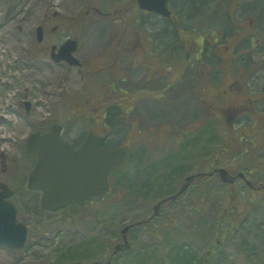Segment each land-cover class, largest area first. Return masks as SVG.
Masks as SVG:
<instances>
[{
	"label": "rangeland",
	"instance_id": "1",
	"mask_svg": "<svg viewBox=\"0 0 264 264\" xmlns=\"http://www.w3.org/2000/svg\"><path fill=\"white\" fill-rule=\"evenodd\" d=\"M9 1L0 0L5 6L10 5ZM80 1L67 0V3L71 8H76L80 5ZM51 2L38 0V6L44 8L48 4L51 5ZM117 28L116 24L110 26L107 22L102 25H92L88 22L81 40L82 45L76 56L85 60L87 66L99 65L97 56L112 39L111 36L119 30ZM28 33V30L24 31L21 37L26 38ZM1 34L2 31H0V36ZM19 37L17 35L15 38ZM95 61L97 62L94 63ZM107 64L113 65L112 62ZM126 70H128L127 64L117 63L111 73H105L97 78L104 86V81L110 78V74L124 73L123 76L113 78L114 82L120 88L125 89L135 86L142 93L137 101L135 112L131 115L132 122L135 124L133 131L132 129L128 132L121 131L120 134L108 137L109 144L118 143L126 133V138L122 139L121 143L130 144L133 140L135 141L130 148L131 158L124 166V172L127 174L126 180H118V175H113L112 190L92 203L64 212H46L40 207L41 194L25 189L27 177L35 166V160L26 153V142L32 133L50 125L51 120H58L61 124L69 125L71 128L73 124L67 119L73 118L69 117L74 116L73 112L75 115L78 114L77 108L79 107L75 108V104L85 106L86 98L79 97V95L90 94L96 90L94 88L96 78L86 75L84 70L79 72L76 69L70 70L60 66L54 63L49 56L44 57L42 53L38 55V49L32 46L2 45L0 40V161L2 154H5L3 161L6 164L5 171H3L0 163V183L5 182L13 189L25 190L14 196L12 201L18 208V221L25 224L30 231L28 243L24 249L14 250L0 246V264H58L63 254L68 257L73 253L74 258L68 262L69 264H78L81 256L80 261L83 264L106 260L114 246L122 242L121 230L129 224L143 222L152 216L153 207L161 197H154L152 194L145 199L138 191L152 175L149 170L144 169L145 166H141L142 170L141 167L139 168L141 171L137 175L135 163L140 157L139 154L145 155V164L158 163L163 158L174 155V152L185 144L187 135L191 136L198 132L196 137L205 126L215 129L221 139L209 143L207 135L202 141V147H205V150L199 151L201 146L198 140L194 142V147L183 149L181 153L189 161L184 163L185 173L171 183V188L173 186L175 188L174 191L179 189L188 175L213 168L212 164H215L219 156L231 150L229 146L231 141H237L233 142L232 149V152L236 151V153L231 156L230 164L225 167L239 172L246 170V165H256H253L254 162L247 163L246 158L248 157L243 153L245 143L238 144L240 136L235 139L236 133L240 130L236 118L240 120V116L232 117V114L223 113L221 117L219 112L222 106L213 104L212 100L209 103L208 95L202 93L204 90L201 89L199 92L191 88L190 82L185 85L186 80L182 85L171 87L175 80L174 74H168L167 78H158L153 81L151 79L153 74H150L149 78V75H146V69L134 70V72ZM205 77L200 79V83L204 81V86L213 82L211 78ZM123 78L127 81L130 78L134 85L130 86L127 81H122ZM147 78L150 79V83L145 82ZM156 91L164 93V96ZM70 101L74 105L69 104ZM23 102L31 103L30 113L19 107ZM262 114H264V109H262ZM78 115L81 116L80 113ZM250 123V127L244 129L245 134L251 133L254 123ZM255 126L256 123L253 127ZM140 129L143 130V135L139 138L136 133ZM226 129L231 132V137L226 136ZM132 132L136 139H133ZM253 134L255 132L251 133V136ZM246 144L250 146V142ZM142 149L146 152H142ZM196 152H198L197 157L194 158L196 160H191ZM257 155H262L263 158L264 148L261 151L257 149ZM175 162V159L169 160L173 167L177 163ZM221 165L218 164L217 167ZM174 168L178 172V169L182 167L175 166ZM165 172V167L159 163L153 176L162 175ZM196 187H198V192L201 188L207 190V197L202 198L198 193L193 192ZM232 190L235 191L237 198H240V204L232 206L233 214L235 213L248 223L250 205L245 201V197L262 199L264 194L251 191L243 181L237 182L232 189L231 186L223 184L217 178L215 182L205 179L193 186L178 202L162 209L157 221H153L157 226L161 225L160 230L154 235L150 225L146 224H138L139 226L134 227L129 234L127 232L133 250L123 252L120 260L117 261L118 264H132L138 256L145 252L153 253L145 257V264H162L159 262L161 254L159 252L164 253L165 249L162 244L167 239L170 243L167 250H171V246L182 241L183 238H190L194 244L193 250L199 254L202 253L203 246L212 237L202 231H206L205 227H209L210 223L212 225L217 217L212 219L209 217L211 212L201 210L200 200H207L216 194L227 192L225 196H228ZM165 191L167 190L163 192ZM55 221L58 222L57 226H52L46 231L43 224ZM227 251L230 252V248H227ZM202 255L206 260L210 259L207 251H204ZM139 258L143 259V257Z\"/></svg>",
	"mask_w": 264,
	"mask_h": 264
},
{
	"label": "trees",
	"instance_id": "2",
	"mask_svg": "<svg viewBox=\"0 0 264 264\" xmlns=\"http://www.w3.org/2000/svg\"><path fill=\"white\" fill-rule=\"evenodd\" d=\"M217 4H213L214 0H184L182 5V9L177 11L175 8L176 19L173 21H167L166 29V42L163 45H154L153 47V56L152 63L156 64V69L153 72L152 80H156L158 78H164L165 72L167 73L174 72L177 74L174 82L171 87H177L179 84H183L184 80L188 83H191V88L199 90V92L204 90L202 93L208 95L207 101L214 102L213 104L221 105L220 108V116H223V113L226 114H236L243 113L249 111L248 114L253 115L248 119V123H256V126H252L251 133L255 130L257 132L256 136L258 137L255 142V146H258L257 149L261 151L263 148L260 146H264V124L262 122L257 123L256 119L261 118V110H240L238 109L241 104L247 102L246 99L243 98H232V94L222 93V89L212 90L208 85L204 86V81L200 83V79L206 78V74L204 72L208 67L211 66V70L213 72V66L215 65L217 74L226 75L229 71L228 64L232 63L234 58L231 56L229 59V54L226 51V46L223 43V36H217V34H221L220 32H224L230 22H229V14L223 9L219 8V0ZM210 5L214 6L210 9ZM221 8L223 5L220 4ZM218 10H215L216 8ZM231 16V15H230ZM143 15L136 11L135 14V38H140L142 34L145 32L151 36L152 40H156L159 38L160 34L163 33V29H158L157 31L149 32L144 26ZM232 17V16H231ZM162 31V32H161ZM227 33V31L225 32ZM224 34V33H222ZM125 36H128L126 33ZM240 62L236 61L237 69L240 67ZM155 66V65H154ZM203 77V78H202ZM114 78V77H113ZM108 78L104 81V86L101 84L99 79H94V88L96 90L87 93L86 95L80 94L79 97H86L87 104L90 102H96L101 99L102 103V127L103 133L105 135L114 136L116 134H120L121 131L128 132L135 126V124L131 121V115L135 112L136 103L138 96L141 95V91L136 90V92L132 94H128V91H119L118 85L116 84L115 79ZM188 79V80H187ZM198 86V87H197ZM209 92H206V91ZM160 92V91H159ZM253 100L256 98H261L263 94L253 95ZM207 97V96H206ZM256 97V98H255ZM89 102V103H88ZM73 104L70 101V104ZM211 111V110H209ZM91 112V111H90ZM95 113V111H94ZM82 115L80 117H83ZM95 117V116H93ZM92 117V118H93ZM87 118H89L87 116ZM256 120V121H254ZM251 124V123H250ZM230 127V126H229ZM242 125L239 126V132L236 133L237 136H240L238 140V144L246 143L253 138L255 134L251 136V133L245 134L242 128ZM231 129V127H230ZM143 132L142 129L139 130ZM200 133L195 137L196 134H192L191 136L185 135L187 140L184 142L185 144L181 146V148L174 152V155L169 158H163L160 162H152L150 165L145 164L144 156H141L136 161L135 165L137 166V175L140 173L143 167L144 169L149 170L152 175L150 179L146 180L145 184L138 191L142 194V196L147 199L152 194L155 197H159L163 199L165 197L171 196L176 193L174 191V186L171 188V183L179 176H181L184 171V163H187L189 159L183 155L181 152L186 147H194V142L198 140L199 145L201 146L200 150H205V147H202V141L208 135L209 143H213L215 141H219L221 136L218 135L215 129L205 126L202 128ZM226 136L231 137V132L229 129H226ZM210 133V134H207ZM229 133V135H228ZM133 134V132H132ZM263 134V137H262ZM127 133L124 135L122 139L126 138ZM135 135V134H133ZM168 137V136H167ZM122 139L119 142H122ZM233 142L229 143L231 147L230 151L222 153L221 156L217 159L214 164V167H217L218 164H222L225 166L230 164V158L233 156ZM260 147V148H259ZM249 148V149H248ZM243 149V153L247 155V162H254L253 165V179L255 189H250L251 191L258 192V194H264V157L262 155H257V149H252V146ZM142 152H146L145 149H142ZM209 150V149H208ZM251 152V154H249ZM148 153V152H147ZM263 153V152H262ZM198 152L195 153L193 159L196 160ZM224 155V156H223ZM170 159L176 160L175 166H181V169H178L177 172L174 170L175 166H171L169 163ZM163 164L166 169L165 174L156 175L153 174L157 170V165ZM141 167V170L139 168ZM213 167V168H214ZM203 171V170H202ZM121 174V175H120ZM113 175H118V180H126L127 174L124 172V168H120L116 170ZM120 175V176H119ZM217 177L210 179L211 181L216 180ZM215 179V180H214ZM18 187V186H17ZM198 187H196L193 192L198 193L200 197L205 198L208 195V191L201 188V191H197ZM233 189V187H232ZM17 193L24 192L22 189H16ZM164 190H167L163 192ZM139 193V194H140ZM228 193V192H227ZM226 193V194H227ZM253 193V192H252ZM226 194H216L207 200H200V208L201 210H206L211 212L210 218L214 219L212 225L209 224V227L206 231H202V233H208V236H212L210 241L207 242L203 248L205 251H212V255L209 260L205 259V256L202 253H198L193 250L194 244L190 241V238H183L182 241L171 246V250H167L170 243L169 240H165L162 244V247L165 249L164 253L160 254L159 262L162 264H264V197L260 199L259 197H245V201L250 205L248 210V223L247 221H243L238 215L233 214L234 205H239L240 198H237L235 191L232 190L230 195L225 196ZM105 195V194H103ZM158 199V200H160ZM175 203V202H172ZM170 203V205L172 204ZM251 203V204H250ZM74 210V209H73ZM200 210V209H198ZM216 214V215H215ZM262 218H258L261 217ZM154 217V216H153ZM150 223V229H152V234L160 230L161 225L157 226L153 220ZM251 217V218H250ZM253 217V218H252ZM150 218V217H149ZM148 218V219H149ZM157 221V220H155ZM57 221L45 223V230L47 231L52 226H57ZM148 223V224H149ZM261 229V231H260ZM227 248H230V252L226 251ZM77 252H75L76 254ZM153 253H142L141 256H138L133 264H145V257L148 255H152ZM139 257H143L139 258ZM74 258V253L70 256L66 257L65 254L58 260V264H69ZM139 258V259H138ZM82 256L78 259V264H83L80 260ZM209 262V263H208ZM92 263V262H90ZM119 263V262H118Z\"/></svg>",
	"mask_w": 264,
	"mask_h": 264
},
{
	"label": "flooded vegetation",
	"instance_id": "3",
	"mask_svg": "<svg viewBox=\"0 0 264 264\" xmlns=\"http://www.w3.org/2000/svg\"><path fill=\"white\" fill-rule=\"evenodd\" d=\"M49 1H52L51 5L48 4L44 8L38 6V0H10L9 6H5L4 3L0 2V31H2L0 40L2 45L32 46V48L38 49V55L42 53L44 57L49 56L54 63L70 70L76 69L79 72L84 70V73L86 72V75L92 78H96L103 73H111L112 69L116 68L117 63L127 64V72L146 69V75H149L150 78V74L156 69V64L154 63V66L151 62L153 47L157 43L158 45H163L166 42V31L164 30L166 29L167 21L176 19L174 6L177 11H180L183 3V0H169L168 5H170L169 8L173 9L174 16L167 18L157 13L140 9L137 7V0H81L80 5L76 6V8H71L67 0ZM219 2L223 5V8H221L219 4V8L228 12L230 24L224 32H220L221 34H217V36H223V43L226 46L229 59L233 56L234 60L228 64L229 71L227 75L220 74V76H216L215 65L213 66V72L210 69L211 66L208 67V76L213 80L209 88L215 91L222 89V93L232 94L233 99L235 97L246 99L247 102L238 107L240 110L264 109V0H219ZM213 4H217V1L214 0ZM212 7L214 8V6L210 5V9ZM219 8L217 7L215 10ZM136 11L144 16L143 27H146L150 32L155 31L153 30L155 26L163 29V33L160 34L158 39L152 40L150 35H141L140 38H135ZM88 22L92 25H102V23L107 22L110 26L116 24L119 28L111 36L112 39L106 44L104 50H101L97 56L99 65L87 66V62L78 58V56L76 57L81 62L80 67L72 66L66 61L56 62L53 55H57L60 49L69 41L77 42L78 52L82 45L81 40ZM26 30L29 33L26 38H22L21 35ZM226 31L227 33H225ZM126 33L128 36H125ZM17 35L20 37L15 38ZM236 61L240 62L238 69L235 64ZM108 62H112L113 65L109 66ZM123 75L124 73L110 74L113 77ZM122 81L127 80L123 78ZM127 82L130 86L134 85L130 78ZM145 82L150 83V79L147 78ZM119 91H125V88H119ZM126 91H128V94H132L136 91V87L128 88ZM259 94H263V96L261 98L255 97L256 99L253 100V95ZM139 98L140 96L137 100ZM25 103L23 102L19 107L30 113L31 106H29L30 109L27 111ZM84 105L75 104V107H79L77 108L78 114L85 116L80 117L78 114L75 115V113H73L74 116L70 115L69 117L73 118H69L67 121L73 124L71 128L69 125L61 124L58 120H51L52 123L50 125L39 131L50 132L54 125H59L61 127L62 141L74 151H79L84 147L90 133L104 137L101 129L103 124L101 99L89 104L86 101ZM81 107L85 108V110H82L83 108ZM248 113L249 111L243 112V115L249 118ZM258 120L264 122L263 117ZM137 135L140 138L143 132L137 130ZM136 136L133 135V139H136ZM108 140L107 137L102 139L100 147L107 149L119 148V146L109 144ZM134 142L133 140L128 148H131ZM4 156L5 154H2L0 161L3 171H5L3 169L5 167ZM31 157L35 160V168L38 158L35 155ZM37 192L42 196L40 191ZM103 194L92 197L82 206L92 203L97 198L102 197ZM117 244L106 261L100 260L89 264H118L117 261L120 260L123 253L114 251ZM128 250L131 251L133 248L131 247ZM204 251L205 249H203ZM207 255L211 257L212 251H207Z\"/></svg>",
	"mask_w": 264,
	"mask_h": 264
},
{
	"label": "water",
	"instance_id": "4",
	"mask_svg": "<svg viewBox=\"0 0 264 264\" xmlns=\"http://www.w3.org/2000/svg\"><path fill=\"white\" fill-rule=\"evenodd\" d=\"M143 10L153 11L170 17L167 0H138ZM77 42L69 41L57 55L56 62L66 61L71 65H80L74 56ZM55 50V49H54ZM29 110V103H26ZM61 127L54 125L51 132L33 134L27 144V152L38 157V163L31 172L27 188L41 190V207L47 211L56 212L72 205H82L93 196L110 189V174L123 166L127 158L124 147L107 150L100 147L101 137L89 135L85 146L79 151H73L69 145L61 141ZM218 173L225 184H232L237 178H245L243 173L233 176L228 170L221 168L209 173L190 175L185 179L179 191L163 200L155 207V215L170 201L179 199L194 183L203 177H211ZM251 185V183H249ZM14 191L1 183L0 192V246L22 249L29 238V228L17 220L18 209L10 198ZM129 227L122 231L124 245H117V250H127L130 243L127 240Z\"/></svg>",
	"mask_w": 264,
	"mask_h": 264
}]
</instances>
